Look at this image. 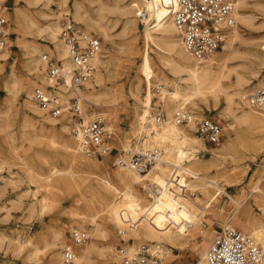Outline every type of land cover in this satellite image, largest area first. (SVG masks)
<instances>
[{"label": "bare ground", "instance_id": "6f19581e", "mask_svg": "<svg viewBox=\"0 0 264 264\" xmlns=\"http://www.w3.org/2000/svg\"><path fill=\"white\" fill-rule=\"evenodd\" d=\"M37 1L30 0L34 4L38 3ZM57 1L59 11L50 7L55 0H48L46 4L49 5L50 13L36 9L39 15L48 19V22L43 24L20 8L16 9L11 17V13L0 4V15L5 14L11 19L6 34L13 30L23 36L19 43L27 50L26 70L30 75H36L40 79L34 81L30 78H18L23 76H18L13 65L8 74H4V78L0 80V87L8 90L11 97L5 103V110L4 108L0 110V133L10 131L14 125L20 123L23 140L34 141V136L36 138L43 136L41 130L47 123L53 129L60 128L72 135V126L78 125V122L71 113L66 112L61 117H54L42 109L33 98L34 82L35 85H47L51 82L44 74L45 67L41 58L43 53L40 56L38 54L42 50L45 52L49 50L50 53L55 50L60 59L68 55L61 39V18L69 20L68 16L71 15L75 20L82 21L91 29L101 32L110 44L109 49L103 45L102 53L95 58L97 70L93 79L80 90L82 96L101 107L103 114L110 110L121 112L119 114L125 113L128 96L135 100L137 102L135 105L140 104L143 112L134 108L132 117L129 118V129L121 140L122 150L141 151L162 147L165 154L162 160L145 173L122 167L110 172L103 162L110 154L105 155L104 160L92 158L79 149L74 135L76 148L68 139L57 140L60 136L59 132H55L48 146L52 151L64 155L68 168L60 169L54 166L50 169V175H44L33 166L26 167L29 180L37 183L32 195L38 197V193L46 188L50 192L49 196L42 195L43 198L39 199L41 215L57 207L63 197L62 194L66 192L72 194L77 208L72 212V220L80 228L88 226L92 236L90 244L76 246L78 258L74 264H120L116 243L112 241L111 226L114 224L118 228L123 216L137 223L128 230L124 239L160 244V257L164 264H173L179 258L173 249L196 251L199 256L198 264H208L207 251L203 243L206 234L203 232L191 239L185 226L200 224V209L207 204H213L222 193H227V185H235L236 181H239L232 180L229 174H226L223 175V182H220L219 175H213L214 170L224 169L220 158L235 146L243 144L244 137L237 131V126H244V130L251 134L258 132L260 139L263 140V144H258L259 148L264 146V111L250 105L248 100L254 88L264 83V43H255V49L245 53L246 62L231 64L235 59L242 57V52L235 47V42L241 36L239 27L236 26L228 29L227 42L221 52L217 51L206 59L198 60L185 48L172 16L163 7H154L146 0H89L90 3L96 4L93 12L84 1L75 0L72 10L69 9L71 0ZM142 5L149 8L151 11L149 20L155 23L153 28L149 26L145 28L143 49L138 44L137 35L139 19L137 12ZM253 5L264 7V2L239 0L236 12L238 23L244 26L252 25L251 17L246 10ZM109 16L122 20L120 32L122 39L119 44L114 40L110 25L112 20ZM88 27L85 29L90 31ZM35 35L40 40L38 45H29L27 38ZM11 47L12 41L8 40L7 45L0 51V67L3 72L11 59ZM154 48L159 50L158 63L154 62L152 56ZM138 57L139 74L133 76L132 69ZM247 68L250 69L251 76L246 75ZM167 71L177 78V81L173 82L174 85L165 82L172 89L162 87L158 83L156 89L151 87L153 77L161 80L167 77ZM122 78H126V84L118 83ZM69 80V77H65L64 83L60 85L61 89L66 91L64 96L67 98L73 95L68 89ZM142 83L147 90L145 102L141 96ZM21 93L26 95L25 107L29 114L32 113L34 116L26 113L19 119L16 103ZM155 97L168 104V120L161 126L153 122V132L142 136V127L153 105L151 100L154 101ZM105 107L110 109H104ZM221 107L223 108L219 114L224 120L228 139L222 147L210 149L211 159L203 160L198 153L206 152L209 148L206 140L196 133V120L204 117L207 109L217 111ZM178 109H189L193 114L190 124L183 125L185 128L173 118V113ZM83 115L85 122H88L98 113L93 111L90 116L85 106ZM63 119L68 122L62 121ZM109 123L112 125V119ZM30 129L35 130L32 138L28 133ZM15 136V133L9 134L13 142L16 140ZM135 138L140 143L133 147L132 141ZM19 149L11 144L3 151L1 145L0 153L3 151L5 154L18 155ZM6 164L5 160L1 161L0 172H3ZM141 187L145 188L147 194L141 192ZM189 192H198V195L191 197ZM231 199L234 201L232 216L237 220L243 219L247 232L264 248V175L251 184L250 193L243 199L233 196ZM253 204L259 206L261 216L253 212ZM34 209L33 204L32 210ZM222 211L224 209H220V212ZM64 232V225L58 223L52 233L44 238L43 246L40 247L31 237L24 242H18V248L22 251L25 247L35 246L28 254V258L35 262L64 264L61 260ZM99 237L106 240L103 246L97 243ZM135 245L132 243L128 246L132 248Z\"/></svg>", "mask_w": 264, "mask_h": 264}, {"label": "rangeland", "instance_id": "374dc122", "mask_svg": "<svg viewBox=\"0 0 264 264\" xmlns=\"http://www.w3.org/2000/svg\"><path fill=\"white\" fill-rule=\"evenodd\" d=\"M79 1H84L85 4L89 6L91 10H93L94 12V7L96 6V4L90 3L89 0H79ZM259 1L264 2V0H259ZM37 2L38 3L34 4L31 3L30 0H0L1 6L5 8L8 13H11L10 15L11 17L16 11V9L20 8L24 12L28 13L30 17L40 21L41 24L47 23L48 19L42 17L36 11L42 9V11L50 13V9L48 8L49 5L48 6L46 5L48 3V0H38ZM74 2L75 0H71L69 9L71 10L73 9ZM50 5L52 9L59 11L60 7L57 0H55V2H52ZM246 12L251 17L252 25L244 26L241 23L237 22L238 23L237 26L239 27V30L241 32L240 33L241 36L235 42V47L242 52V57L235 59L234 61L231 62V64H241L246 62L247 60L244 58L245 53L251 51V49H255V45H254L255 43H260V44L264 43V7L261 6L256 7L253 5L252 7L247 8ZM0 17H5L9 25V20H11L10 17H7L5 14L4 15L1 14ZM68 17L69 20H74L75 22L83 24L86 28L88 27V25H86L84 22L75 20L71 15H69ZM109 17L112 20L110 25L112 26L111 30L112 33L114 34V40L119 44V42H121L122 39L120 37L121 36L120 32L122 29V20H119L117 17H113V16H109ZM65 20H67V18H61V25ZM137 22H138V26H137L138 44L140 45V48L143 49V43H144L143 35L145 30L143 29V26L140 25L139 19H137ZM88 28L90 29V31H94L101 37L103 45L106 49L110 48V44H108V42L104 39L101 32H99L98 30L91 29L90 27ZM8 36H7V42L8 40L12 41L11 59L6 64L4 70L5 73L2 71V68L0 67L1 68L0 80L4 78V74L5 75L8 74V72L11 70V66L13 65L15 67V71L18 74V76H23L18 78L21 79L30 78L33 79L34 81H39L40 80L39 77H36V75H30L29 72L26 70L25 64L28 60L27 50L23 44L19 43L20 41L23 40V36L20 35V33H18L17 31H13V30H11V33L8 34ZM38 38L39 37L36 35L33 37H28L27 38L28 44L32 46L33 45L37 46L38 42L40 41ZM46 40L48 41V38H46ZM46 43L49 44V42ZM52 48H53L52 50H54L53 46ZM48 51L49 50H46V52ZM44 52L45 50H42L38 54V56H40L41 53ZM54 52L56 51L54 50ZM158 52L159 50L157 48H154L152 50V56L155 63L156 62L158 63ZM218 52H221V50H219ZM139 57L135 60L136 64L133 66L132 69L133 76L136 73L139 74V63H140ZM166 75L167 77H164L161 80L153 77L151 87L156 89V84L158 83L161 84L162 87H168V89H172V87L165 84V82H168L170 85L172 84L174 85L173 82H176L177 78L176 76H174V74L169 73V71L166 72ZM246 75L251 76L250 69L248 68L246 71ZM118 83L126 84V78L120 79ZM35 84L36 83L34 82V86H36ZM258 87L259 86H256L254 88V91ZM146 95H147V90L145 88L144 83H142L141 96L144 102L147 101L145 98ZM10 97L11 95L9 94L8 90H6L1 86L0 110L4 108L6 101ZM25 98L26 95L24 93H21L18 97L19 100L16 103L19 110V119H21L26 113L29 114V110L25 107L24 104ZM151 102L152 103L155 102L156 103L155 105H157L160 101L158 97H155L154 101L151 100ZM135 104H137V102L128 96V102L126 103L127 111H125V113L123 112L122 113L123 115L119 114L121 112L116 113L115 111H111V110L105 112L106 114H109L106 115L103 114L104 112L101 113L102 111L101 107L93 104L88 99H86V102L84 103V109L85 106H87L90 116L93 111H96V113H98L96 117H91L90 120L95 119L97 117H103L106 121L109 122L110 119H112L111 126L116 131V136L112 142L113 154L112 155L110 154L109 157L106 158V160L100 159V160H104L103 162L105 163L106 168L110 172H114L117 168H121L113 164L114 156L116 154H127L125 151L122 150L123 148H122L121 140L125 132L129 129V118L132 117L134 108L136 107L138 108L139 112H143L141 105L140 104L135 105ZM164 106L168 111V104L166 102H164ZM222 108L223 107H221L217 111L214 110L209 111L208 109L206 111L205 116H209V115L215 116L222 124L223 138L219 145L207 144L209 148L208 151L198 153V155L200 154L199 156L203 160L211 159L212 152L210 149L222 147L223 144L226 143L228 139L225 132L224 120L219 114ZM104 109L109 110L110 108L105 107ZM3 110H5V108ZM196 110H200V109H196ZM29 115L34 116L32 113H30ZM204 117H199V118H204ZM62 121L68 122V120L66 119H63ZM77 126L78 125L75 124L72 126V135H71L66 132H63L60 128H55L56 129L55 130L52 128V126L46 123L45 127L41 130V134L43 135L41 138L39 137L36 138L34 136L35 130L30 129L28 133H30L31 138L34 136L35 138L34 141L23 140L20 123L14 125V127L10 129V131L8 130L7 132L0 133V146L2 145L3 151L8 149L11 144L20 148L18 155L8 154V153L5 154L3 153V151H1L0 153V163L2 160H5L7 162L3 172H0V264H43V263L35 262L28 258V254L35 248V246L25 247L24 250L21 251L18 248V242L20 241L24 242L26 239L32 237L33 240H35L37 244L41 247L44 244L43 243L44 238L52 233L53 229L56 228L58 223H61L62 225H64L65 232H64L63 241L65 243L69 241L68 239L69 233L76 227L80 228L78 224L72 220L73 219L72 212L77 209L73 202L72 194H70L69 192L62 194L63 197L59 201L57 207H55L51 211H48L45 215H41L40 212L41 204L39 199L43 198V196L45 195L49 196L50 192L46 188V190H42L41 192L38 193V197H34L32 194L34 192L33 190H35V188L37 187V183L35 182L32 183V181H30L26 175L27 165L33 166L35 169L38 170L39 173H42L44 175H50L51 174L50 169L54 166L60 169H67L68 163L65 160L64 155L62 153L52 151L48 145L50 143V138L53 136V134L55 132H59L58 136H60V139L59 138L57 139L56 136L57 140L63 141L68 139L72 142V144L76 148V142L74 141L75 136L73 137V135H74V129ZM183 127L185 128V126ZM237 129H238L237 131H240L242 133V136L244 137L243 144L240 146H235L233 149L227 151L225 155L220 158V162L223 163L224 169L222 168L219 171L214 170L213 175L214 174L219 175L220 182H223L224 179L223 175L226 174H229V178H231L232 180L236 181V179H239V181H236L235 185H231V186L227 185L226 186L227 193H222L213 204H207L202 209H200V214H201L200 224H198L197 226H194L193 224H189L187 225V227L185 226V228L188 230V233L191 235V239L199 236L200 234H203V232L204 234H206L205 239L203 241L205 245L204 248L206 249V251L208 250L209 245L211 244L217 233L221 229L226 227L225 224L233 225L234 227H237L247 232L244 220L243 219L237 220L232 216L234 211V205H233L234 201L231 199V196L239 199H243L245 196H247L250 193L251 184H253V182H255L257 179H260L262 175H264V146L262 148H259L258 145L259 143L263 144V140L260 139V134L258 132L254 134L248 133L244 130L245 127L241 125H238ZM10 133L16 134L15 136L16 140L14 142L9 137ZM137 138L133 139L132 141L133 147L136 144L140 143L139 141H137ZM58 151L60 150L58 149ZM27 188H29L30 190ZM140 190L141 192L147 194L144 187H141ZM189 194L191 195V197H194L198 195V192H189ZM76 195L77 194L75 193V196ZM151 200H153V198ZM251 200L252 199H250V201ZM33 204L35 207L34 210H32ZM252 207H253V212L257 216H261L262 211L260 210L259 206L253 204ZM220 209H224V211L220 212ZM111 227L113 233L112 241L116 243L115 245L116 251L118 247H120L123 244L129 245L132 243L134 244L146 243L143 241H135L134 239H128V240L124 239L126 236L124 235L123 237H121V235H119L118 233L117 227L114 224H112ZM84 229L88 230L90 234V240L86 243V244H90L92 242L91 233L88 229V226ZM122 239H124L125 242H123ZM97 243L100 246H103L106 243V240L103 237H99L97 239ZM173 251L179 257L173 264H198V259H199L198 252L191 250L181 251L176 249H173ZM161 264L164 263L161 261Z\"/></svg>", "mask_w": 264, "mask_h": 264}, {"label": "built area", "instance_id": "2783aa9c", "mask_svg": "<svg viewBox=\"0 0 264 264\" xmlns=\"http://www.w3.org/2000/svg\"><path fill=\"white\" fill-rule=\"evenodd\" d=\"M152 6L163 7L172 16L180 32L183 43L196 59L203 60L211 54L222 50L227 42V31L237 26L236 12L239 0H146ZM136 4V3H134ZM143 29L153 28L155 23L149 20L151 11L142 5L137 12ZM8 21L0 17V51L7 45L6 28ZM61 39L67 48L68 55L60 59L56 52H44V74L51 80L47 85L37 84L33 89L34 101L54 117H61L69 112L79 122L74 129V136L80 150L92 158L103 159L113 154L112 142L116 131L103 117L85 122V97L80 90L89 83L97 70L94 60L103 51L101 37L87 31L85 26L74 20L62 23ZM69 77L68 89L73 92L69 98L64 96L60 85ZM158 90V89H157ZM63 92V93H62ZM250 105L264 111V83L255 89L248 98ZM153 102L143 124L141 135L153 132V122L161 126L168 120V111L164 102L157 105ZM175 122L188 125L193 120L189 109H178L173 113ZM196 133L209 145H219L223 138L220 121L212 115L196 120ZM127 154H116L113 164L132 169L139 173L147 172L162 160L165 150L154 147L141 151H125ZM137 223L123 216L117 228L123 237ZM69 241L61 248V260L64 264H74L78 258L77 245H85L90 240L88 230L74 228L69 233ZM125 242L124 239H122ZM120 264H161L160 244L139 243L134 247L126 244L117 249ZM206 259L208 264H263L264 248L249 233L234 227L226 226L214 237L208 247Z\"/></svg>", "mask_w": 264, "mask_h": 264}]
</instances>
